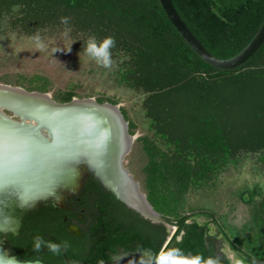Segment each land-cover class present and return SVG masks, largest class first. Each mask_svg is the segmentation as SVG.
Returning a JSON list of instances; mask_svg holds the SVG:
<instances>
[{
	"label": "trees",
	"instance_id": "1",
	"mask_svg": "<svg viewBox=\"0 0 264 264\" xmlns=\"http://www.w3.org/2000/svg\"><path fill=\"white\" fill-rule=\"evenodd\" d=\"M134 1L139 7L115 11L111 10L114 0H0V29L16 24L34 32L48 26L91 32L100 28L105 37L115 38L116 45L129 55L123 81L144 95L141 107L147 131L137 137L148 157L143 167V189L154 210L163 215L164 222L145 218L93 180L98 193L111 201L110 234L124 228L127 239L136 238L140 248L154 252L167 245L188 254L213 255L205 243L208 241L212 246L206 236L209 225L189 221L193 215H177V208L182 206L185 191L212 180L218 169L236 161L240 154L259 152L264 157V44L244 64L219 69L189 47L158 0ZM172 2L203 45L222 58L239 52L264 21V0ZM108 12L117 14L116 27L108 25L111 19ZM106 15L108 23L87 25L92 21L98 25V17ZM62 17L69 18L67 25L61 23ZM119 23L126 27L120 28ZM26 89L47 91L44 84ZM73 96L74 93L68 92L60 101L68 102ZM120 111L129 134L134 135V121L125 109ZM244 193L248 194L247 198ZM258 194L261 192L256 188L249 193L245 190L243 201L251 205ZM121 207L125 220L120 223ZM165 222L175 227L172 234ZM246 224L247 230L254 229L251 243L247 239V243L230 241V244L249 263L255 260L256 264H264V200L251 205V218ZM61 228L60 223L46 218L23 223L13 252L26 247L32 254L23 257L17 253V259H42L45 264H51L34 253L33 237Z\"/></svg>",
	"mask_w": 264,
	"mask_h": 264
},
{
	"label": "water",
	"instance_id": "2",
	"mask_svg": "<svg viewBox=\"0 0 264 264\" xmlns=\"http://www.w3.org/2000/svg\"><path fill=\"white\" fill-rule=\"evenodd\" d=\"M158 1L183 40L213 67L236 68L264 44L262 21L239 52L227 58L216 56L189 28L172 0ZM90 99L57 102L48 93L0 84V124L9 126L0 131V232L13 230V219L5 214V207L15 203L30 209L40 201L59 198V191L77 190L86 171L128 207L146 218L162 221L160 214L157 218L148 215L147 209L128 193H139L145 198L139 192V182L124 167L135 135L129 134L119 106ZM149 256L146 250L139 254H118L109 264H147ZM65 262L82 264L66 257ZM0 264H28V261L10 255L0 241Z\"/></svg>",
	"mask_w": 264,
	"mask_h": 264
},
{
	"label": "rangeland",
	"instance_id": "3",
	"mask_svg": "<svg viewBox=\"0 0 264 264\" xmlns=\"http://www.w3.org/2000/svg\"><path fill=\"white\" fill-rule=\"evenodd\" d=\"M124 1L114 0L111 10L118 11L123 8L126 11L139 7L134 0ZM144 12L148 13L147 10ZM109 16L111 17L109 23L106 15L98 17V25L94 21L87 25L102 26L108 23L116 27L117 14ZM118 26L126 27L121 23ZM66 29L69 30L67 36L64 35ZM94 31L58 26L53 29L48 26L34 32L17 24L3 27L0 29V84L19 87L26 91L27 87L44 84L46 92L36 90L29 92L48 93L57 102H61L60 99L68 92L74 93L73 98L77 99L92 98L97 101L96 98H101L107 103H111L107 100H115L117 103L114 105L125 109L135 124V139L124 158V166L139 182L141 191L145 194L143 167L148 157L142 143L137 141V137L147 131L146 117L141 107L144 95L123 81L127 69L124 65L129 58L126 50L115 44L111 50L114 63L108 69L97 65L84 53L83 47L90 36H95L97 40L105 38L100 28ZM37 34L47 45L45 51H38L34 46L32 37ZM69 46L70 51L53 53L55 48L67 50ZM3 111L12 116L10 111L6 109ZM205 183L185 191L182 206H176L177 215L191 213L193 216L189 221L206 223L211 232L219 229L224 236L226 248L234 250L230 241L247 243L248 239L251 243L254 229L247 230L246 223H249L251 218V205L264 200V157L259 152L242 153L236 161L218 169L215 177ZM255 188L261 195H256L253 203L248 205V202L243 201L242 192L247 190L249 193ZM247 197L248 194H245L244 198ZM159 214L164 222L163 215ZM166 226L172 234L174 226L169 223H166ZM235 253L243 258L237 251ZM245 264L251 263L245 260Z\"/></svg>",
	"mask_w": 264,
	"mask_h": 264
},
{
	"label": "flooded vegetation",
	"instance_id": "4",
	"mask_svg": "<svg viewBox=\"0 0 264 264\" xmlns=\"http://www.w3.org/2000/svg\"><path fill=\"white\" fill-rule=\"evenodd\" d=\"M93 180H95L93 175L86 171L83 172L77 190L59 191V198L40 201L30 209L21 208L15 203L5 207V214L13 219L11 225L13 230L0 232V241L8 253L15 258L18 254L23 257L32 254L26 247L16 250L18 254L13 251L20 238L23 223L26 224L38 218L50 219L62 226L61 230L55 232H42V237L46 241L56 243L68 241L70 244V247L67 250H62L59 255L52 254L47 248L40 252H34L43 256L51 264H66L65 257L82 264H109L118 254H139L143 250L149 251L150 256L156 253L149 248H140L136 238L128 237L127 239L124 228L118 229L117 233L110 234L108 227L112 219L109 212L111 201L108 196H104L105 194L98 193ZM101 189L105 190L102 187ZM98 195H102L104 198H98ZM118 218V222H124L123 207L120 208ZM121 226L124 227V225ZM25 232L23 234H26ZM206 236L212 243V246H209V242L205 241L207 248L223 261L224 257L220 248L225 244V239L221 231L216 229L215 232H211V228H208Z\"/></svg>",
	"mask_w": 264,
	"mask_h": 264
},
{
	"label": "clouds",
	"instance_id": "5",
	"mask_svg": "<svg viewBox=\"0 0 264 264\" xmlns=\"http://www.w3.org/2000/svg\"><path fill=\"white\" fill-rule=\"evenodd\" d=\"M68 17H62L61 23L67 25ZM68 29L65 30L64 35H68ZM34 46L38 51H45L47 45L44 43L39 34L32 37ZM116 41L112 36L97 40L95 36H90L83 47L84 53L95 63L103 68H111L113 66L112 49L115 47ZM71 46L67 50L63 48L53 49V53L57 51H70ZM70 247L68 241L60 243L46 241L42 236L36 235L33 237V251L40 252L47 248L49 252L54 255H59L62 250H67ZM220 252L224 257L221 261L217 255L204 256L202 253L188 254L179 247H167L164 245L161 249L147 258V264H245V260L237 256L234 250L230 247L223 246ZM28 264H41L39 259L29 260ZM253 264H256L253 260Z\"/></svg>",
	"mask_w": 264,
	"mask_h": 264
},
{
	"label": "bare ground",
	"instance_id": "6",
	"mask_svg": "<svg viewBox=\"0 0 264 264\" xmlns=\"http://www.w3.org/2000/svg\"><path fill=\"white\" fill-rule=\"evenodd\" d=\"M90 101H93V99H90ZM3 125V124H2ZM3 127V128H2ZM7 129H9V126H1V124H0V131L1 130H3V131H5V130H7ZM125 167V166H124ZM134 178V177H133ZM139 192L140 193H143L142 191H141V188H139ZM130 195H131V197L136 201V203L137 204H139V205H141L142 207H145L146 209H147V211H148V215H150V216H152V217H154V218H157L158 216H159V213L158 212H156L155 210H154V208L152 207V205L149 203V201H148V199H147V197H146V195H145V198H144V196H142V195H140L139 193H131V192H128Z\"/></svg>",
	"mask_w": 264,
	"mask_h": 264
}]
</instances>
